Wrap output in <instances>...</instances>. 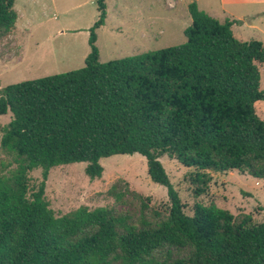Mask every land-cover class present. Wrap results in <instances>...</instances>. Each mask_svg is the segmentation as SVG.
I'll list each match as a JSON object with an SVG mask.
<instances>
[{"label": "trees", "instance_id": "1", "mask_svg": "<svg viewBox=\"0 0 264 264\" xmlns=\"http://www.w3.org/2000/svg\"><path fill=\"white\" fill-rule=\"evenodd\" d=\"M15 4L0 0V40L15 30ZM98 9L83 68L0 88V116L12 114L0 147L17 159L0 177V264H264V222L252 214L237 220L215 203L195 202L186 214L160 161L193 169L195 199L208 194L212 174L264 180V120L256 111L264 43L237 39L240 22L221 23L193 2L184 44L101 63L96 32L106 0ZM135 154L167 188L169 206L153 208L137 194L141 214L120 213L136 193L117 182L107 192L112 205L56 216L46 198L52 169L86 163L96 180L102 159Z\"/></svg>", "mask_w": 264, "mask_h": 264}, {"label": "rangeland", "instance_id": "2", "mask_svg": "<svg viewBox=\"0 0 264 264\" xmlns=\"http://www.w3.org/2000/svg\"><path fill=\"white\" fill-rule=\"evenodd\" d=\"M106 4V23L96 32L101 63L179 46L186 41L184 30L192 19L189 16V24L181 17L175 22L167 0L159 3L157 0H106ZM26 6L23 20H17L14 32L0 40L1 89L81 69L91 51L90 29L100 17L98 0H26ZM260 71L264 90V66ZM256 111L264 120V101L256 104ZM11 120V113L0 116V141L3 128ZM160 161L185 205L186 214L193 215L195 202L215 203L229 210L237 220L243 214H252L257 223L264 222V210L258 211L259 207L264 209V180H255L237 171L212 174L208 194L195 199L187 179L193 169L167 156ZM101 165L104 173L96 180L86 175V163L51 170L46 198L56 216L81 206L94 209L112 205L114 200L107 192L117 182H123V190L128 188L136 193L128 194L125 202L117 206L120 213L130 212L138 217L141 214L138 195L151 198L153 208L169 206L167 188L151 180L143 156L116 155L102 159ZM16 167L17 159L0 147V177L9 176ZM31 177L34 183L41 181V170L32 172Z\"/></svg>", "mask_w": 264, "mask_h": 264}, {"label": "crops", "instance_id": "3", "mask_svg": "<svg viewBox=\"0 0 264 264\" xmlns=\"http://www.w3.org/2000/svg\"><path fill=\"white\" fill-rule=\"evenodd\" d=\"M167 1L175 22L181 17L189 24L191 17L188 13L189 5L196 2L199 10L221 23L227 20L240 22L233 25L232 28L237 39L246 42L256 40L264 43V0H188L186 3H181V0ZM157 2L159 3V0ZM26 7V0H16L15 9L19 22L23 20V10ZM156 23L157 19L155 18Z\"/></svg>", "mask_w": 264, "mask_h": 264}]
</instances>
